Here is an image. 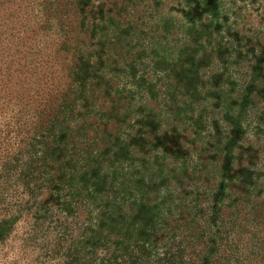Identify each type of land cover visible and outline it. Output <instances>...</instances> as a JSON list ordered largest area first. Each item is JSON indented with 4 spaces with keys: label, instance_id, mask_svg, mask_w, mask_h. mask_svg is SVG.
<instances>
[{
    "label": "rangeland",
    "instance_id": "obj_1",
    "mask_svg": "<svg viewBox=\"0 0 264 264\" xmlns=\"http://www.w3.org/2000/svg\"><path fill=\"white\" fill-rule=\"evenodd\" d=\"M0 264H264V0H0Z\"/></svg>",
    "mask_w": 264,
    "mask_h": 264
}]
</instances>
